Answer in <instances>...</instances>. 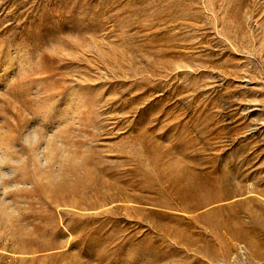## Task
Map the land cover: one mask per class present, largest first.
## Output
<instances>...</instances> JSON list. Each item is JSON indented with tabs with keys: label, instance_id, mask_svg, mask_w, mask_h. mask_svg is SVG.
<instances>
[{
	"label": "rangeland",
	"instance_id": "1",
	"mask_svg": "<svg viewBox=\"0 0 264 264\" xmlns=\"http://www.w3.org/2000/svg\"><path fill=\"white\" fill-rule=\"evenodd\" d=\"M0 264H264V0H0Z\"/></svg>",
	"mask_w": 264,
	"mask_h": 264
}]
</instances>
